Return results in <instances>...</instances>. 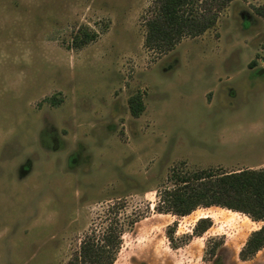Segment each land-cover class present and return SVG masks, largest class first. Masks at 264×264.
<instances>
[{
  "label": "rangeland",
  "instance_id": "obj_1",
  "mask_svg": "<svg viewBox=\"0 0 264 264\" xmlns=\"http://www.w3.org/2000/svg\"><path fill=\"white\" fill-rule=\"evenodd\" d=\"M262 6L234 0L162 53L155 0H0V264H68L111 222L114 264H264L245 253L262 222L160 203L173 174L264 169Z\"/></svg>",
  "mask_w": 264,
  "mask_h": 264
},
{
  "label": "trees",
  "instance_id": "obj_2",
  "mask_svg": "<svg viewBox=\"0 0 264 264\" xmlns=\"http://www.w3.org/2000/svg\"><path fill=\"white\" fill-rule=\"evenodd\" d=\"M233 1L155 0L154 15L146 24V47L162 53L173 51L184 38L199 37L215 27L221 10ZM256 14L264 18V6L257 8ZM96 38L84 34L79 44V38L76 39L77 47L81 48ZM129 105L135 117L144 112L141 96L131 98ZM171 181L172 188H166L160 197L161 207L167 212L185 217L197 208L218 206L244 213L263 224L249 240L245 253L253 255L264 246V169L220 174L213 171L173 174ZM207 221L203 219L200 223ZM118 228L117 222H111L102 231L91 230L68 264H114L122 245V230Z\"/></svg>",
  "mask_w": 264,
  "mask_h": 264
}]
</instances>
